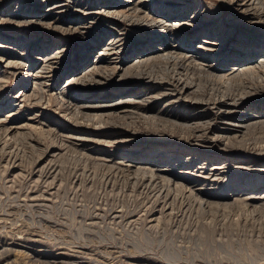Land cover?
I'll list each match as a JSON object with an SVG mask.
<instances>
[{
    "label": "rangeland",
    "instance_id": "rangeland-1",
    "mask_svg": "<svg viewBox=\"0 0 264 264\" xmlns=\"http://www.w3.org/2000/svg\"><path fill=\"white\" fill-rule=\"evenodd\" d=\"M113 1L0 0V264H264V0Z\"/></svg>",
    "mask_w": 264,
    "mask_h": 264
},
{
    "label": "bare ground",
    "instance_id": "bare-ground-1",
    "mask_svg": "<svg viewBox=\"0 0 264 264\" xmlns=\"http://www.w3.org/2000/svg\"><path fill=\"white\" fill-rule=\"evenodd\" d=\"M143 1L144 0H139V1H136V2H132V4H129L127 7H128V9H129V12L130 13H137V12H140L141 11V9L144 7L143 6ZM244 1V3H242L241 4V6H246V3H255V2H257L258 0H243ZM145 2V1H144ZM122 3V0H114L113 1V3H112V5H116V6H118V5H120ZM249 3V4H250ZM236 6H238V5H236ZM247 7V6H246ZM107 9H109V8H107ZM111 9H109L108 11H109V13L108 14H115L116 16L118 15L115 11H110ZM244 10V9H243ZM107 11V12H108ZM120 14V13H119ZM259 14V13H258ZM115 16V17H116ZM122 16V15H121ZM171 16V14H169V15H167L166 16V18L168 17H170ZM260 17V16H259ZM125 18H128V16H125ZM130 19V18H129ZM184 21V20H183ZM155 22H157V21H155ZM159 22V21H158ZM179 22V21H178ZM183 23V24H182ZM185 23V24H184ZM171 24H173V30H176V28H177V26H181V27H186V28H188V30H193V31H191L190 33H194L193 34V36L190 38V41H188V43H187V49H190L191 50V52H192V54H196V55H199V56H195L194 57V55L192 56V55H189V52H185V50H183L182 48H180V46H176V45H169V44H166V48H164L163 50H158L157 52H150V54L148 53V54H146V55H152V54H156L157 55V53H159V54H161V55H159L158 56V58H161L162 60H168L169 58H171L173 61H175V63L177 62V65L178 66H180L183 70H187V71H189V69L186 67V66H190V64H192V67H194V69H196L197 71H199V72H201V71H206L205 70V68H204V65H202V63L199 65L198 63H195V62H203V63H205L206 62V57L205 56H201L200 55V53H198V52H195L196 51V48L197 49H202V50H206V51H212L211 49H210V47H207V46H205V45H198V41L196 40V34H197V32H199L203 27H198V25H193L192 23H190V20L189 19H187V20H185L184 22H179V23H171ZM171 27V28H172ZM195 35V36H194ZM187 37V36H186ZM186 37H184V38H186ZM187 38H189V37H187ZM114 43H115V41H114ZM114 43H112V44H114ZM111 44V47H110V45L108 44L106 47H105V49H103L102 51H101V58L102 59H104V57H102V55H108V53H110L109 52V49L108 48H111V52H114L117 48H115L116 46H113ZM179 49V50H178ZM119 50V49H118ZM117 52V51H116ZM111 54V53H110ZM114 55H116V54H114ZM253 54H251V56H252ZM155 56V55H154ZM145 57L144 56H142V55H137L135 58H133V60H131V61H133L132 62V67H134V66H136V68H140L141 67V65H143L145 62H147V61H149L148 59H144ZM154 57H152V59H153ZM51 59V58H50ZM104 60H108V58H105ZM45 61V60H44ZM239 61V60H238ZM242 61H245V60H242ZM44 63V62H43ZM257 64L259 65V67L258 68H260L261 70L263 69V71H264V57H262V59H260L258 62H257ZM206 65V64H205ZM258 65H255V66H258ZM45 66V65H44ZM44 66H42V67H44ZM130 66V65H129ZM254 66V67H255ZM196 67H198V68H196ZM202 67H203V69H202ZM99 68H100V66L98 67V66H96V65H94L93 67H92V69L91 70H89V72L90 71H98L99 70ZM249 68V67H248ZM42 69V68H41ZM43 69H45V68H43ZM118 69V68H117ZM127 69V68H126ZM126 69H124L122 72H124V71H126ZM247 69V68H246ZM246 69H243V70H245L246 71ZM239 70H242V69H239ZM242 70V71H243ZM253 69H251V71H252ZM233 71H236V70H233ZM260 71V70H259ZM262 71V72H263ZM44 72V71H43ZM193 72H195V70H193ZM239 71L237 70V73H238ZM244 72V71H243ZM248 72H250V71H248ZM40 73V72H39ZM81 73V72H80ZM235 73V72H234ZM242 73V72H241ZM240 74V73H239ZM238 74V75H239ZM257 74V73H256ZM187 75V74H186ZM230 75V74H229ZM237 74H235V76H238ZM122 76H124V75H119V80H118V82L120 83V82H122ZM232 77V76H231ZM72 78V77H71ZM227 78V77H226ZM259 78V77H258ZM264 78V77H263ZM219 79H221V78H219ZM75 80H77V79H70L69 81H67L66 83H73V82H75ZM176 80H177V82H176V85H178V92L176 93L177 94V97H175V98H177V100H186V99H190V101H192V102H195V103H198V102H196V101H194V100H191V98L188 96L189 95V93L191 92V90L194 88V85L192 84V83H189L188 82V78H184V79H182V78H180V77H177L176 78ZM149 81V80H148ZM262 81V80H261ZM264 81V80H263ZM218 82H220V81H218ZM35 85V84H34ZM218 85V84H217ZM40 88V87H39ZM219 88V87H218ZM222 88V87H221ZM159 91V90H158ZM216 91L219 93L218 94V100H214L213 102H207V103H209L210 104V106H214V107H217V109H218V111L216 112V114H215V116L214 117H216L217 115H218V117H217V119H220V117H221V115H220V112H223L224 110H227L229 107H234V108H238L239 107V104H240V102H241V100H240V98H238V97H233L230 93H228V92H221L220 93V90L219 89H216ZM62 92V91H61ZM60 92V93H61ZM60 93L58 94L59 96H60ZM116 94H118V95H115V96H113L112 98H111V101H109V99L106 101V99H104V101H102L101 103H103V104H99V103H96V105L95 106H93V108H102V107H104V102H109L110 103V105L111 106H113V105H119L118 103H123V101H125V98L127 97V93H122V92H118V93H116ZM217 94V93H216ZM22 96V95H21ZM23 97L24 98H26L27 96L24 94L23 95ZM114 98V99H113ZM160 98V97H159ZM241 99H242V97H241ZM24 100V99H23ZM116 100H118V101H116ZM98 102V101H97ZM176 102V101H175ZM191 102V103H192ZM201 103V102H200ZM206 103V104H207ZM203 104V103H202ZM108 105V104H107ZM106 105V106H107ZM205 105V104H204ZM208 107V106H207ZM207 107H206V109H207ZM210 108V107H209ZM198 111V110H197ZM97 112V111H96ZM99 114V113H98ZM102 116H104V115H102ZM95 118H97L96 117V115L94 116ZM191 117V116H190ZM213 117V118H214ZM196 118V117H195ZM90 119H91V117H90ZM215 119V118H214ZM98 121H101V117H99L98 116V119H97ZM225 120V119H224ZM95 121V124H99V122L98 123H96V120H93L92 122H94ZM189 123V122H188ZM1 124V123H0ZM101 124V123H100ZM193 124V123H192ZM98 129H100V127H97ZM214 136V135H213ZM219 137V136H218ZM217 137V138H218ZM223 138V137H222ZM107 166V165H106ZM115 166V165H114ZM113 166V167H114ZM143 166V165H142ZM137 171L138 172H141V173H144V174H147V173H149L150 175H149V180H148V183L149 184H151V185H156L157 184V181L158 182H162V184H167V186H169L170 185V182H171V180L170 179H166V177L165 178H163V177H161V175H164V173H162V172H160V173H158L159 175H157V174H154V173H152V172H150V171H144L145 169L143 168L142 169V167L140 168H138L137 167ZM150 169V168H149ZM148 168H147V170H149ZM153 169V168H152ZM151 169V170H152ZM198 170V169H197ZM200 170V169H199ZM216 171H218V172H222V170H224L223 168H217L216 167V169H215ZM155 171V170H154ZM168 171V170H167ZM210 171V170H209ZM172 172V171H171ZM194 172V171H193ZM51 173V172H50ZM198 173H200L201 175H204L205 173H201V171L200 172H198ZM193 174V173H192ZM199 174V175H200ZM210 174V173H209ZM209 174H207V175H209ZM220 174V173H219ZM169 175V174H168ZM195 176H197L196 175V173H195ZM211 176V175H210ZM102 177V176H101ZM216 177H218V175L216 176ZM200 178H204V177H201L200 176ZM207 179V178H206ZM41 180V179H40ZM198 180H200V179H198ZM213 180H215V178L213 177ZM206 182V181H205ZM43 184V183H42ZM177 184H179V183H177ZM176 184V185H177ZM191 184V183H190ZM176 185H175V187H176ZM39 186V185H38ZM163 187H165L164 185H162V189H163ZM181 187V186H180ZM187 187V186H186ZM166 189H167V187H165ZM164 188V189H165ZM159 189V188H158ZM186 189V188H185ZM190 189V188H189ZM235 189V188H234ZM262 189H264V188H262ZM168 190V189H167ZM180 191V190H179ZM43 193H45V192H43ZM160 193V192H159ZM201 193V192H200ZM204 193V192H203ZM192 194H193V192H192ZM191 194V195H192ZM194 196V195H193ZM165 197V196H164ZM150 199V198H149ZM153 201V200H152ZM142 216V215H141ZM109 217V216H108ZM147 217V216H146Z\"/></svg>",
    "mask_w": 264,
    "mask_h": 264
}]
</instances>
